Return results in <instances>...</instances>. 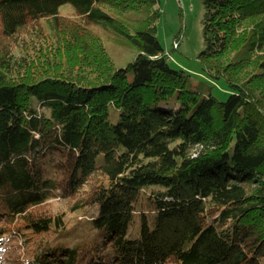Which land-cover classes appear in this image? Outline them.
<instances>
[{"label":"trees","instance_id":"trees-1","mask_svg":"<svg viewBox=\"0 0 264 264\" xmlns=\"http://www.w3.org/2000/svg\"><path fill=\"white\" fill-rule=\"evenodd\" d=\"M159 1L0 0V264H264V0H202L225 101Z\"/></svg>","mask_w":264,"mask_h":264},{"label":"rangeland","instance_id":"rangeland-1","mask_svg":"<svg viewBox=\"0 0 264 264\" xmlns=\"http://www.w3.org/2000/svg\"><path fill=\"white\" fill-rule=\"evenodd\" d=\"M161 12L156 36L169 53L171 65L176 69L184 70L190 76V86L198 84L212 86V93L219 100L225 101L228 96L226 86L222 82H213L205 76L202 64L198 57L202 53L210 52L211 36L208 32L207 8L202 0H160L154 7ZM134 15V16H133ZM130 15V20L142 19L146 13ZM104 45L117 69L126 68L131 63L137 51L121 42L113 34L97 28ZM130 74V71H128ZM168 107L180 115L186 109V104L176 98L168 103ZM116 121L115 117L111 118Z\"/></svg>","mask_w":264,"mask_h":264}]
</instances>
